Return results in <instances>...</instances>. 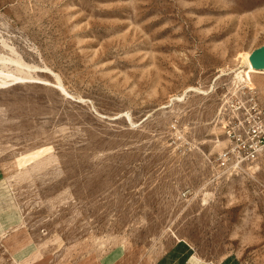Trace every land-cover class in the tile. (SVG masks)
Returning a JSON list of instances; mask_svg holds the SVG:
<instances>
[{"label": "rangeland", "instance_id": "rangeland-1", "mask_svg": "<svg viewBox=\"0 0 264 264\" xmlns=\"http://www.w3.org/2000/svg\"><path fill=\"white\" fill-rule=\"evenodd\" d=\"M262 49L264 0H0V264H264V152L218 159Z\"/></svg>", "mask_w": 264, "mask_h": 264}, {"label": "built area", "instance_id": "built-area-1", "mask_svg": "<svg viewBox=\"0 0 264 264\" xmlns=\"http://www.w3.org/2000/svg\"><path fill=\"white\" fill-rule=\"evenodd\" d=\"M223 127L230 144L218 154L221 162L254 160L264 152V109L253 96L232 104Z\"/></svg>", "mask_w": 264, "mask_h": 264}, {"label": "crops", "instance_id": "crops-1", "mask_svg": "<svg viewBox=\"0 0 264 264\" xmlns=\"http://www.w3.org/2000/svg\"><path fill=\"white\" fill-rule=\"evenodd\" d=\"M150 264H211L197 260L193 247L185 240L178 239L159 253ZM215 264H239L237 256L228 254Z\"/></svg>", "mask_w": 264, "mask_h": 264}, {"label": "bare ground", "instance_id": "bare-ground-1", "mask_svg": "<svg viewBox=\"0 0 264 264\" xmlns=\"http://www.w3.org/2000/svg\"><path fill=\"white\" fill-rule=\"evenodd\" d=\"M9 60H10V62H15V63H17L18 65H24L25 63H23L22 61H20L19 59H14V58H9ZM5 61H7V57H4V56H2L1 54H0V62L2 63H4ZM8 62V61H7ZM6 62V63H7ZM249 62V61H248ZM251 64H252V61L250 62ZM249 63V64H250ZM4 66V65H3ZM26 67V66H25ZM28 70V69H27ZM255 71H257V69L255 68V65H250V67H248V69H243L242 71H240V72H238L237 73V75H236V78L238 79V80H240V81H249L250 83H251V81H252V73L253 72H255ZM27 73V72H26ZM24 74V73H23ZM26 77H29V75L28 76H22V75H18V73L17 74H15L14 72H12V70L11 71H5V70H3V69H1L0 68V85H4V84H6V83H8V82H10V81H14V80H16L17 81V79H24V78H26ZM33 77V76H32ZM61 82H59V84H60ZM61 86V85H60ZM45 158V157H44ZM43 158V159H44ZM14 240H15V242H18L19 240H18V238L15 236V238H14ZM25 244V243H24ZM123 261V260H122ZM116 262H115V260L113 261V262H111V263H109V264H115ZM151 263V261H148L147 263H145V264H150Z\"/></svg>", "mask_w": 264, "mask_h": 264}, {"label": "water", "instance_id": "water-1", "mask_svg": "<svg viewBox=\"0 0 264 264\" xmlns=\"http://www.w3.org/2000/svg\"><path fill=\"white\" fill-rule=\"evenodd\" d=\"M262 53H264V49H262V50H260L259 52H256L255 54H253L252 56H251V59L253 60V61H257L258 60V57H260V55L262 54Z\"/></svg>", "mask_w": 264, "mask_h": 264}]
</instances>
